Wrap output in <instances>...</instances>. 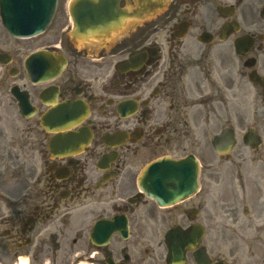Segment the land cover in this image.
<instances>
[{
  "label": "flooded vegetation",
  "instance_id": "af4514ba",
  "mask_svg": "<svg viewBox=\"0 0 264 264\" xmlns=\"http://www.w3.org/2000/svg\"><path fill=\"white\" fill-rule=\"evenodd\" d=\"M97 1L58 0L47 29L29 37L0 20V162L14 149L39 153V166L28 156L26 199L0 210L6 249L27 248L41 263L167 264L168 230L200 224L206 264H264V0H118L119 18L131 19L101 49L71 34V5L81 2L74 9L96 26L88 3ZM51 48L65 56L53 75L50 56H39ZM69 101L84 112L62 130L68 113L58 106ZM223 130L217 152L211 139ZM191 153L201 162L194 195L162 207L140 191L152 161ZM116 214L128 235L95 244L97 221Z\"/></svg>",
  "mask_w": 264,
  "mask_h": 264
},
{
  "label": "water",
  "instance_id": "95a60500",
  "mask_svg": "<svg viewBox=\"0 0 264 264\" xmlns=\"http://www.w3.org/2000/svg\"><path fill=\"white\" fill-rule=\"evenodd\" d=\"M4 5H6V8L4 12L2 11V15L5 18L6 24L11 29H13L12 31L19 34L31 33L32 31L30 30H32L33 27L30 25H25L24 27L14 25L15 19L11 15V12L8 8L13 7L14 5L18 7L27 5L29 6V0H16L15 4L11 0H6ZM47 6L48 9L45 10V13L40 12L37 14H33V16H41L42 21H45L50 18V16H52V13L49 14V12L51 10L52 5ZM48 10L49 12H46ZM19 16V19L22 20L24 18H27L28 14L25 13L24 10H22L21 13H19ZM37 29L38 28H35V31H38ZM186 169L189 170L190 177H192L193 179H185V174L183 172ZM151 170L153 173L151 180L152 185H150L148 188L153 194H149L151 196H154L160 204H169L172 202H176L192 193L197 187L198 161L197 158L193 155H191L189 158L182 160H176L170 157H165L154 163ZM174 234L175 235L171 237L170 241L168 240V244L170 247V256L172 258H182L185 251V241H193V243H195L198 241V238L194 237L192 239L190 235L186 236L182 234V231L180 229H176L174 231ZM177 235H179V238ZM182 238L183 240L181 242H178V240ZM178 248H180V251L178 250Z\"/></svg>",
  "mask_w": 264,
  "mask_h": 264
},
{
  "label": "rangeland",
  "instance_id": "374dc122",
  "mask_svg": "<svg viewBox=\"0 0 264 264\" xmlns=\"http://www.w3.org/2000/svg\"><path fill=\"white\" fill-rule=\"evenodd\" d=\"M160 33L161 35L159 36L158 39L160 41H164L166 37V32L163 31ZM165 43L166 41L162 43V45ZM200 130L201 128H197V127L195 128L196 136L200 132ZM16 151H19V153L16 156H13V157L4 156L0 162V174L2 175V180H1L2 187H3L4 192H7V194H9L10 196L13 193V184H17L18 187H14V189H18L19 187L22 188V184L24 183V180H27L29 182V179H28L29 178L28 176L29 167L26 162L28 160V156L29 157L33 156V161L37 163V166H39L38 164L39 153L37 152L36 149L30 150L29 153H27L26 151L20 150V149H17L14 152ZM25 152L26 154L24 155ZM25 163H26V166H25ZM15 165L18 166L17 169L13 167ZM32 165L33 163L31 162V166ZM2 197L4 199L7 198L6 196H2ZM3 207L4 209L1 208L0 210H5L6 213L10 212V209L7 204L6 206H3ZM176 211L177 210L175 208L172 209V212H176ZM0 242H1L0 246L3 248V249H0V259L4 262V264H13L17 259L15 258V254L10 253V251H7V252L5 251L6 246H8V241H7V238L3 236L1 229H0ZM19 253L23 255L28 254L27 248H23L22 250L19 251Z\"/></svg>",
  "mask_w": 264,
  "mask_h": 264
},
{
  "label": "bare ground",
  "instance_id": "6f19581e",
  "mask_svg": "<svg viewBox=\"0 0 264 264\" xmlns=\"http://www.w3.org/2000/svg\"><path fill=\"white\" fill-rule=\"evenodd\" d=\"M28 262H29V259L26 256H22L20 258V264H28ZM84 264H86V263H84Z\"/></svg>",
  "mask_w": 264,
  "mask_h": 264
}]
</instances>
